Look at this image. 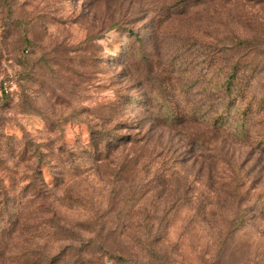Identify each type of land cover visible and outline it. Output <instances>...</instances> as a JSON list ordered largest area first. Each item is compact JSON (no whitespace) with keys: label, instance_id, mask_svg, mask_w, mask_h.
Here are the masks:
<instances>
[{"label":"rangeland","instance_id":"obj_1","mask_svg":"<svg viewBox=\"0 0 264 264\" xmlns=\"http://www.w3.org/2000/svg\"><path fill=\"white\" fill-rule=\"evenodd\" d=\"M4 82L0 264H264V0H0Z\"/></svg>","mask_w":264,"mask_h":264},{"label":"trees","instance_id":"obj_2","mask_svg":"<svg viewBox=\"0 0 264 264\" xmlns=\"http://www.w3.org/2000/svg\"><path fill=\"white\" fill-rule=\"evenodd\" d=\"M223 112H224V111H222V115H221L222 118H223ZM227 112H228V111H227ZM230 113H231V112H230ZM230 113H228L229 116H230ZM220 114H221V112H220ZM244 114H245V113H244ZM124 137H125V136L120 135L119 139L121 140V139H123ZM116 141H117V139H115V140H113V139H109L108 144L105 145V147H106L108 150L112 149L113 146L115 145V142H116Z\"/></svg>","mask_w":264,"mask_h":264},{"label":"built area","instance_id":"obj_3","mask_svg":"<svg viewBox=\"0 0 264 264\" xmlns=\"http://www.w3.org/2000/svg\"><path fill=\"white\" fill-rule=\"evenodd\" d=\"M10 89V86L8 85L7 82H4L0 84V96H2L5 93H8Z\"/></svg>","mask_w":264,"mask_h":264}]
</instances>
